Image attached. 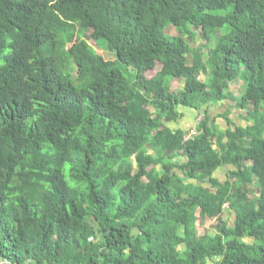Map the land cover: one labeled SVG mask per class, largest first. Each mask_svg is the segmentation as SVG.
<instances>
[{
    "label": "trees",
    "instance_id": "16d2710c",
    "mask_svg": "<svg viewBox=\"0 0 264 264\" xmlns=\"http://www.w3.org/2000/svg\"><path fill=\"white\" fill-rule=\"evenodd\" d=\"M0 258L264 264V0H0Z\"/></svg>",
    "mask_w": 264,
    "mask_h": 264
},
{
    "label": "rangeland",
    "instance_id": "374dc122",
    "mask_svg": "<svg viewBox=\"0 0 264 264\" xmlns=\"http://www.w3.org/2000/svg\"><path fill=\"white\" fill-rule=\"evenodd\" d=\"M168 32L170 34H173V35L176 34V30L174 28H171ZM89 34H91V33H89ZM85 36H87L90 43L98 49L99 53H102L103 55H106V57H107V52L104 49H100L98 47V44L96 43V41L90 39V37L88 36V33ZM192 45H194L193 42H192ZM157 70H158V68H157ZM157 70H156V72H157ZM175 87H178V83H175ZM242 89H243V82L242 81H238V82L230 85V92L236 96L240 95V92L242 91ZM179 122H181V121H179ZM173 126H174V123H172L170 125V127L174 128ZM193 133H194V131H190L186 137H190ZM228 171H229V167H225L222 170H219L217 174L220 178H222V180H227L228 179ZM255 193H258V192L256 191ZM228 216L229 215H227L226 218ZM234 218H235V215H230V222H229L230 224H233ZM216 224H217L216 219H213V220H197L196 228L194 230L195 231L194 234L203 235V234L208 233V232L214 233L215 232L214 227ZM0 264H8V262H6L5 259L0 258Z\"/></svg>",
    "mask_w": 264,
    "mask_h": 264
},
{
    "label": "crops",
    "instance_id": "0c3cea01",
    "mask_svg": "<svg viewBox=\"0 0 264 264\" xmlns=\"http://www.w3.org/2000/svg\"><path fill=\"white\" fill-rule=\"evenodd\" d=\"M232 102L230 101L228 103V105L226 106H220V105H215L212 108V116H217L219 113H223L225 114L226 111L231 110V108H233L232 106ZM184 113V119L180 120L181 122H179L178 124H174V128L173 129H183V130H187L189 131L190 128H192L193 126H195V112L192 111H187ZM229 118H232V120H236L238 118V111H236L235 109L232 110V114L229 116ZM218 123L220 125H223L224 128H227V122L224 119H219Z\"/></svg>",
    "mask_w": 264,
    "mask_h": 264
}]
</instances>
